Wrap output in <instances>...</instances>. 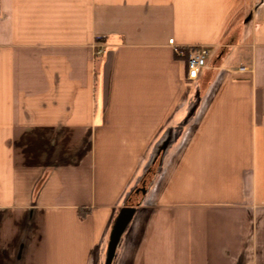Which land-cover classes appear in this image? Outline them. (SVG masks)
I'll return each instance as SVG.
<instances>
[{"label": "crops", "instance_id": "crops-1", "mask_svg": "<svg viewBox=\"0 0 264 264\" xmlns=\"http://www.w3.org/2000/svg\"><path fill=\"white\" fill-rule=\"evenodd\" d=\"M128 202L111 264H264V0H0V264H105Z\"/></svg>", "mask_w": 264, "mask_h": 264}, {"label": "built area", "instance_id": "built-area-1", "mask_svg": "<svg viewBox=\"0 0 264 264\" xmlns=\"http://www.w3.org/2000/svg\"><path fill=\"white\" fill-rule=\"evenodd\" d=\"M170 43L174 45L176 55H178L179 57H185L186 52L183 47L175 45L173 38L170 39ZM208 55L209 47H207L206 45H198L191 47L186 57V62L188 66V79L195 80L198 78L201 69L206 64V58Z\"/></svg>", "mask_w": 264, "mask_h": 264}, {"label": "water", "instance_id": "water-1", "mask_svg": "<svg viewBox=\"0 0 264 264\" xmlns=\"http://www.w3.org/2000/svg\"><path fill=\"white\" fill-rule=\"evenodd\" d=\"M169 144V143H167ZM146 191V187L143 188L142 193H145ZM138 203H127V207L123 208L122 211L120 212L115 226L113 228L112 231V235H111V240L109 243V249H108V253H107V258H106V263L105 264H111L113 257L115 255V250L117 247V244L120 240V237L122 235V233L124 232V230L126 229V227L128 226L134 212H135V206L138 205Z\"/></svg>", "mask_w": 264, "mask_h": 264}, {"label": "rangeland", "instance_id": "rangeland-1", "mask_svg": "<svg viewBox=\"0 0 264 264\" xmlns=\"http://www.w3.org/2000/svg\"><path fill=\"white\" fill-rule=\"evenodd\" d=\"M167 143H169V141L163 140L157 145L153 155L151 156L150 163L147 169L144 171L143 179H141L138 186L133 190V194L141 195L143 188H147L149 183H151V181L156 178L157 172L159 171V167L161 165V160L163 159L165 151L169 146Z\"/></svg>", "mask_w": 264, "mask_h": 264}, {"label": "trees", "instance_id": "trees-1", "mask_svg": "<svg viewBox=\"0 0 264 264\" xmlns=\"http://www.w3.org/2000/svg\"><path fill=\"white\" fill-rule=\"evenodd\" d=\"M183 49L185 50L186 55H185V57H180V58L186 59V57H187V55H188V53H189L191 47H183ZM177 56H178V55H177ZM178 57H179V56H178ZM85 212H86V210H85ZM80 213H81V216H83V211H82V210H80Z\"/></svg>", "mask_w": 264, "mask_h": 264}]
</instances>
